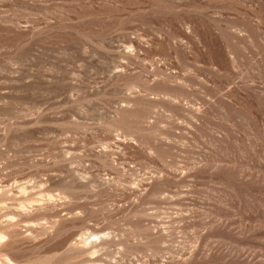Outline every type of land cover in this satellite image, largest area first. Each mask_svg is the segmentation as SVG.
<instances>
[{"label":"rangeland","instance_id":"obj_1","mask_svg":"<svg viewBox=\"0 0 264 264\" xmlns=\"http://www.w3.org/2000/svg\"><path fill=\"white\" fill-rule=\"evenodd\" d=\"M0 264H264V0H0Z\"/></svg>","mask_w":264,"mask_h":264}]
</instances>
